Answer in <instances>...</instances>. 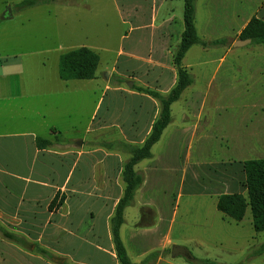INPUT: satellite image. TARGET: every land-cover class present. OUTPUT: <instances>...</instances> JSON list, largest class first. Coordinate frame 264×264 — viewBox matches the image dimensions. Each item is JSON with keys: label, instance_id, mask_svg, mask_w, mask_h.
<instances>
[{"label": "crops", "instance_id": "0c3cea01", "mask_svg": "<svg viewBox=\"0 0 264 264\" xmlns=\"http://www.w3.org/2000/svg\"><path fill=\"white\" fill-rule=\"evenodd\" d=\"M171 1L147 0L151 11L150 23L142 22L137 27H131L132 32L139 30L140 34L129 40L127 52L120 50L118 53L119 57L143 61L161 70L163 87L158 89L161 95H166L176 83L172 58L184 30L183 13L182 17H177L169 6ZM142 6L139 4L130 8L131 5L127 4V13L133 15L135 7L140 10ZM162 13L163 18L156 25L157 16ZM252 18L264 21V0L195 1L197 36L203 42L222 43L207 47L194 45L189 49L186 55L192 49L206 53L196 56L189 64H185L184 56L182 67L188 70L192 80L197 72H213V77L219 72L226 55L218 59L210 54L211 51L217 47H227L228 51H232ZM143 44L147 46L145 57L136 49ZM253 45L264 47V44ZM66 52L59 53L55 58V67L47 71L45 59L34 66L35 55L26 58L22 55L7 56L1 55L0 51V229L15 238L10 241L0 232V264H118L110 220L123 195L125 185L122 170L130 156L121 145V153L102 149L84 151V143L63 144L60 140L64 110L67 109L63 100L67 103L70 95L68 83L83 81H62L59 78L58 61ZM231 62L237 65L229 66L228 71H245V79L249 83L264 76V55L236 56ZM115 73L116 68L113 67L109 72L110 80ZM95 79L96 73L94 79L85 81ZM134 86L126 92L128 95H139L140 92L133 90ZM192 97L185 98L187 104L192 101ZM180 100L181 97L171 106V123L153 146L152 157L135 166L143 182L132 205L125 209L124 222L120 228L122 243L134 264H180L169 261L166 255L167 250L180 246L173 237L175 207L187 187L199 190V169L204 168L205 164L200 163V160L192 163L190 145L185 153L181 152L179 144H190L196 139V143L201 144L197 152L203 153V143L224 132L219 127L213 129V125L212 129L205 130L199 114L196 116L198 119L189 125L187 114L191 108H186V113L181 115L176 111L178 120L175 121L173 109ZM153 106L155 111L152 118L141 131L136 133L133 128L121 131L125 145L139 147L144 143L160 111L159 103L154 98ZM214 108L217 110L219 107ZM245 108L262 112L264 100L246 105ZM253 119L237 135L241 155L264 150V118ZM220 137L225 139L227 136ZM37 138L49 140L51 145L39 149ZM244 162L240 160L216 165L224 172L220 181L209 180L211 169L204 171L207 179L202 180L215 185L206 189L207 195L217 193V198L223 194L243 195L237 184L246 190ZM211 167L217 168L214 165ZM175 188L178 190L176 198L173 197ZM54 200L55 204L50 208ZM102 233L106 238L104 246L100 243ZM256 248H250L251 254Z\"/></svg>", "mask_w": 264, "mask_h": 264}, {"label": "rangeland", "instance_id": "374dc122", "mask_svg": "<svg viewBox=\"0 0 264 264\" xmlns=\"http://www.w3.org/2000/svg\"><path fill=\"white\" fill-rule=\"evenodd\" d=\"M22 1L0 0L1 55H22L25 58L35 55L32 65L37 66L38 62L45 59L49 71L55 67V58L59 53L80 47L93 49L100 59L97 79L68 83L70 95L67 103L63 100L67 107L64 112H67L68 117L64 113L66 120L62 125L60 140L63 144L84 143V151L102 149L119 152V146L125 145L121 131L133 128L138 133L149 123L155 111L153 98L149 95L141 92L139 95L126 93L130 91V84L135 85V92H139L137 87H140L160 93L158 89L163 87L161 70L157 67L118 56L120 50L127 52L129 40L140 34L139 30L132 32L131 27H137L142 22L150 23V4L146 3L147 0H55L22 9L19 7ZM127 4L131 5L130 8L139 4L143 6L140 10L135 7L131 15L127 13ZM169 4L176 16L182 17L183 0H172ZM247 9L250 11V6ZM162 16L163 13L157 16L156 25ZM126 35L128 38H125ZM136 49L142 57L146 56L147 46L143 44ZM203 54L206 53L198 49L190 50L185 64ZM210 54L218 59L226 55L222 68L214 77L213 72L209 71L194 73L193 85L183 92L181 100L174 105V120H178L176 111L181 115L186 108H191L187 114L189 125L198 119L196 116L199 114L205 130L212 129L213 125V129L219 127L224 132L221 131L209 142L203 143V153L197 152L201 144L196 143V139L190 144H179L181 152L185 153L190 145L191 162L200 160L205 166L199 169L200 191L187 187L175 207L173 237L178 240L179 247L187 251V256L172 257L171 250H167L166 255L169 261L180 264H192L190 258L218 264H264V254L251 257L250 248L257 246L254 249L256 251L264 243V232L257 233L253 229L250 209H247L241 222L224 217L216 208L218 194L210 193L208 196L205 192L213 188L214 183L203 181L207 179L204 172L207 169H211L210 181L222 179L224 172L218 169V164L264 158V150L239 154L237 144L238 136L247 122L252 118H264V111L245 108L246 105L264 100V76L249 83L245 79V71H228L229 66L237 65L231 62L233 57L264 55V47L252 44L233 47L232 51H228L227 47H217ZM113 67L116 73L110 80L109 72ZM187 96H193L188 104L185 101ZM214 106L219 108L216 110ZM256 114L257 117L254 116ZM220 135H226L229 142ZM162 148L155 149V152ZM122 156L125 157V154ZM212 165L217 168L214 169ZM243 178L244 173L241 174ZM237 187L244 196L247 195L240 184ZM177 191L175 188L174 198ZM100 243L103 246L106 244L104 233Z\"/></svg>", "mask_w": 264, "mask_h": 264}, {"label": "trees", "instance_id": "16d2710c", "mask_svg": "<svg viewBox=\"0 0 264 264\" xmlns=\"http://www.w3.org/2000/svg\"><path fill=\"white\" fill-rule=\"evenodd\" d=\"M55 0H24L19 4L20 8H30L37 5L47 4ZM195 1L183 0V26L184 30L180 42L174 51L172 63L176 69V83L166 94L137 87V91L145 93L156 99L159 103V115L152 124L151 131L141 146L121 145L120 147L129 154L128 161L122 170V180L125 188L123 195L118 201L114 214L110 220L113 246L118 264H134L122 243L120 228L124 222L125 209L132 205L135 194L140 188L143 178L135 171V166L143 160L152 157L151 150L159 142L163 131L171 123V106L177 102L182 93L191 86L193 80L188 70L182 67V60L186 53L194 45L207 47L218 45L222 41L203 42L199 39L195 29ZM240 40H251L252 44H264V21L252 18L239 36ZM99 64V56L92 50L82 47L62 54L58 61V74L62 81L92 80ZM135 88V87H133ZM36 145L39 149L49 147L51 142L37 138ZM245 173V188L247 195L240 193L223 194L217 198L216 208L224 216L235 222L244 218L247 209H250L252 223L257 233L264 232V159L249 160L243 163ZM55 200L50 204L52 208ZM3 237L10 241L15 238L4 229H0ZM264 254V243L251 255ZM191 262L201 264H218L209 260H197L190 258Z\"/></svg>", "mask_w": 264, "mask_h": 264}, {"label": "water", "instance_id": "95a60500", "mask_svg": "<svg viewBox=\"0 0 264 264\" xmlns=\"http://www.w3.org/2000/svg\"><path fill=\"white\" fill-rule=\"evenodd\" d=\"M251 40L247 39V40H239L234 44V47H242L245 46L247 44H250ZM132 87V84H130V88ZM177 255H186L187 256V251L183 248H180L178 246H174L171 248V256L175 257Z\"/></svg>", "mask_w": 264, "mask_h": 264}]
</instances>
